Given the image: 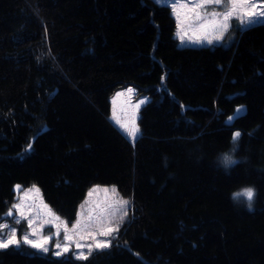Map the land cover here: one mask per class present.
<instances>
[{
	"label": "trees",
	"instance_id": "trees-1",
	"mask_svg": "<svg viewBox=\"0 0 264 264\" xmlns=\"http://www.w3.org/2000/svg\"><path fill=\"white\" fill-rule=\"evenodd\" d=\"M173 30L155 0H0V220L17 183L68 219L94 183L130 203L87 259L22 243L0 264H264V20L227 45ZM126 84L150 95L134 141L108 115Z\"/></svg>",
	"mask_w": 264,
	"mask_h": 264
},
{
	"label": "rangeland",
	"instance_id": "rangeland-1",
	"mask_svg": "<svg viewBox=\"0 0 264 264\" xmlns=\"http://www.w3.org/2000/svg\"><path fill=\"white\" fill-rule=\"evenodd\" d=\"M155 1L169 7L174 19L173 35L178 45H214L217 43L227 45L231 42L237 29L250 25L241 24L240 15H246L247 12L253 11L259 12L264 7V0H248L247 3H243L241 0V2H238L236 14L230 20L231 26L220 40H216L214 37L219 34L218 31L211 28L204 31L199 25L205 23V16H207L208 20H211V13L222 14L230 9L232 7L230 3L205 5L202 8H195L191 0ZM195 2L198 4L200 0H195ZM253 5L256 7H253ZM196 12L201 14L200 20L194 19ZM217 19L221 20L222 15L217 17ZM182 37L183 40L181 39ZM197 38H199L198 43L194 42ZM209 40L212 42L209 43ZM130 89L131 91H129ZM149 98L150 95L147 92H138L137 87L133 84L117 87L109 95V118L131 141H134L140 133L138 116L141 107ZM134 128L139 130L135 137L131 134ZM17 186H19V190H17ZM246 189L253 190L254 188L252 186L239 187L233 191V196L247 201V206L249 207L250 203L251 206L249 208H251L253 206L252 201L249 202L247 196L243 195ZM17 204L21 205V210L27 219H22L20 211L13 208V205ZM129 207L128 198L120 195L114 184L94 183L88 187L84 198L78 204L75 216L68 219L55 211L43 198L37 183L31 182L26 185L17 183L14 185V200L0 220V225H6V227L0 229V239L7 240L12 235L13 229L16 230V238L20 240L19 244H26L22 239L26 234L29 239L38 243H42L44 237H50L48 242L44 244L49 249L48 253L55 255L57 251L63 252V246L67 245L68 251L63 252L59 257L70 256L78 258L81 252L85 255L90 253L89 245L92 246V251L97 249L95 247L97 241H109L111 243L113 236L118 233L120 222L129 212ZM9 210H12L13 214L11 216L7 215ZM18 219L21 221L19 224L16 223ZM28 220H32L31 226H29ZM74 225L76 227H73ZM110 228L115 229V231L107 236L101 234ZM33 230L35 232L34 235L32 234ZM57 232H59L58 235ZM66 236L70 237V239H65ZM57 244L61 245V247L57 248ZM26 245L32 247L29 244ZM77 245L81 247H77ZM35 249L43 251L40 248Z\"/></svg>",
	"mask_w": 264,
	"mask_h": 264
},
{
	"label": "snow or ice",
	"instance_id": "snow-or-ice-1",
	"mask_svg": "<svg viewBox=\"0 0 264 264\" xmlns=\"http://www.w3.org/2000/svg\"><path fill=\"white\" fill-rule=\"evenodd\" d=\"M191 2L194 4V7L195 8H202L204 7L205 5H221L222 3L224 4H231L232 7L230 9H228L227 11L223 12L222 14L221 13H217V12H213L211 13V17L212 19L211 20H208L207 19V16H205V23L203 24H200L199 27L201 29H203L204 31H207L209 28L215 30V31H218L219 34L216 35L214 38L216 40H220L224 33L229 29V27L231 26L230 25V20L233 18V16L236 14V6H237V3L238 2H241V0H200V3H196L195 0H191ZM243 3H247L248 0H242ZM253 7H256L255 5H253ZM222 15V19L221 20H218L217 17H220ZM195 20H200L201 19V14L199 12H196L195 14V17H194ZM240 22L241 24H251L253 22H261V19H264V7H262V9L259 11V12H247V14H241L240 17ZM183 40V37L181 38ZM196 43L199 42V38H197L196 41H194ZM209 43H211L212 41L209 40L208 41ZM131 91V89L129 90ZM142 103V102H141ZM241 111H243L242 108H238L236 110V114L238 115ZM234 117H229V121H231ZM138 128H134L132 130V135L133 137L136 136V134L138 133ZM241 133L240 132H235L233 134V141H236L239 137H240ZM29 148H31V144L28 145ZM17 190H19V186H17ZM38 191V190H37ZM243 195L247 196L249 202L251 201L253 195H254V192L253 190L251 189H246L244 190V193ZM123 203H127V202H123ZM251 206V204L249 203V207ZM45 207H47L45 205ZM13 208L14 209H17L18 211H20V216L22 219H27V217L25 216L24 212L21 210V205L17 204V205H13ZM50 211V210H49ZM13 213H12V210H9V212L7 213V215L11 216ZM58 219V217H57ZM21 221L18 219L16 220V223L19 224ZM28 223H29V226L32 225V220H28ZM4 227H6V225H0V229H3ZM73 227H76V225H74ZM113 231H115V229H108L107 231L101 233L102 235H110ZM33 235L35 234L34 230H33ZM59 234V232H57V235ZM23 239V242L26 243V244H29L31 245L32 247L34 248H40L42 249L43 251L47 252L49 249L47 247L44 246V244H46L48 242V240L50 239V237H44V241L42 243H38L36 242L35 240H32V239H29V236L26 234L22 237ZM65 239H70V237H65ZM20 243V240H18L16 238V230L13 229L12 230V235L7 239V240H3V239H0V248H8L9 246L11 245H18ZM110 246V243L109 241H97L96 242V245L95 247L97 249H100V248H106V247H109ZM57 248H60L61 245L57 244L56 245ZM77 247H81L80 245H77ZM89 248V252L92 251V246L89 245L88 246ZM68 251V247L67 245L63 246V252H67ZM63 252L61 251H57L55 253V255L57 256H60L63 254ZM78 258L80 259H87V256L81 252L78 256Z\"/></svg>",
	"mask_w": 264,
	"mask_h": 264
},
{
	"label": "clouds",
	"instance_id": "clouds-1",
	"mask_svg": "<svg viewBox=\"0 0 264 264\" xmlns=\"http://www.w3.org/2000/svg\"><path fill=\"white\" fill-rule=\"evenodd\" d=\"M216 162L225 169L231 167L236 162L234 148H230L228 151H222L218 153L216 157Z\"/></svg>",
	"mask_w": 264,
	"mask_h": 264
}]
</instances>
